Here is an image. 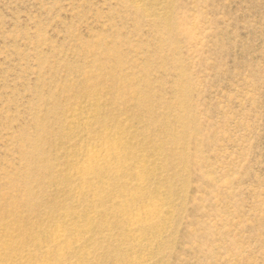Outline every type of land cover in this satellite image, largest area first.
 Returning a JSON list of instances; mask_svg holds the SVG:
<instances>
[{"label": "rangeland", "instance_id": "obj_1", "mask_svg": "<svg viewBox=\"0 0 264 264\" xmlns=\"http://www.w3.org/2000/svg\"><path fill=\"white\" fill-rule=\"evenodd\" d=\"M0 264H264V0H0Z\"/></svg>", "mask_w": 264, "mask_h": 264}, {"label": "bare ground", "instance_id": "obj_2", "mask_svg": "<svg viewBox=\"0 0 264 264\" xmlns=\"http://www.w3.org/2000/svg\"><path fill=\"white\" fill-rule=\"evenodd\" d=\"M95 154H97V153H95ZM99 154V153H98ZM97 154V155H98ZM105 155V154H104ZM106 155H109V154H107L106 153ZM102 157V156H101ZM105 157H107V156H105ZM105 157H103V159L105 160ZM89 159H91V161H92V159L93 160H95L97 157H96V155H93V154H89V157H88ZM98 158H99V156H98ZM108 158V157H107ZM106 158V159H107ZM100 160V159H99ZM103 160V161H104ZM90 161V162H91ZM102 161V160H101ZM99 162V161H98ZM94 163V162H93ZM93 165V164H92ZM91 164H88V165H86V166H84L83 168H82V171H83V173H84V175H89L93 170H94V165L92 166ZM146 213V215H148L149 213L148 212H145ZM150 215V214H149ZM137 222V221H136Z\"/></svg>", "mask_w": 264, "mask_h": 264}]
</instances>
